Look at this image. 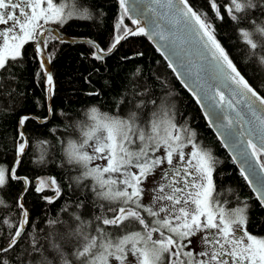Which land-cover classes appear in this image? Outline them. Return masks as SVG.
<instances>
[{"label": "snow or ice", "instance_id": "snow-or-ice-1", "mask_svg": "<svg viewBox=\"0 0 264 264\" xmlns=\"http://www.w3.org/2000/svg\"><path fill=\"white\" fill-rule=\"evenodd\" d=\"M44 2L46 7H42V0H0V26L7 25L0 30L3 42L0 46V72L6 70V61H15L21 56V48L28 41H36L33 56L41 55L43 50L40 42L43 41L45 47L49 43L45 39L46 33H51V39L58 42H75L74 39L69 41L61 36L55 29L44 27L41 21L44 24H61L74 13L78 14L81 20L93 18L87 7L81 10L69 3L65 10L64 5L55 6L53 0ZM153 2L163 11L152 8V16L167 21L168 28L161 27L150 16L146 18V30L141 26L139 19L128 16L126 0H118L121 11L115 24V42L105 50L94 40L84 41L93 49L90 58L103 63L121 41L143 35H147L149 39L158 36L161 41H168L163 47L168 53V58L175 64H183L186 56L198 57L200 72L197 81H193L197 94L208 102L207 107L215 120L227 121V125L223 126L226 129L223 134L242 165H247V168H242V172L247 171L255 177L256 166L264 172V96L259 95L238 71L230 53L218 41L214 25L193 11L187 0ZM228 4L226 9L222 5L218 8L213 0L211 8L215 10L218 18L223 19L221 12H226L230 20H238L239 25L249 20L248 15H242L245 10L264 7V0L261 4H253L252 0H228ZM125 18L130 19L135 28L125 24ZM255 22V19L251 20V23ZM241 34L251 44L248 33L241 31ZM252 47L255 48L256 45L252 44ZM81 55L83 58L84 54ZM142 55L143 53L137 52L121 59L126 62ZM48 63L50 61L42 58L40 70L36 73V76L41 78L37 83L43 84L45 99L48 101L47 115L43 118L30 115L21 117L18 122V139L14 142L16 166L10 169V179L23 183L24 188L13 198L11 204H5L7 197L0 196V206L5 210L10 211L12 205H15L17 215L9 218L17 220L21 228L17 230V225L13 224L6 237L0 235V264H30L31 258L34 257V248L40 247L36 237L32 238L31 243H22L27 239L23 225L30 223L32 219L30 210L24 203V196L31 187V181L28 177L18 176L16 173L29 144V139L23 131L26 121L35 119L38 124L44 125L50 116L56 114L51 104L55 96V81L47 67ZM177 70L186 75L187 84L190 79L187 73L192 69L189 67L187 70ZM139 71L137 68L136 73ZM136 73L132 75L135 76ZM36 103L38 107L44 108L39 99ZM152 106L155 109L152 117L149 118L145 112L144 120H141L145 132H148L147 121L156 119L161 113L164 117L170 115L164 101L153 100ZM141 111V105H135L128 115L136 118L137 113ZM234 124L241 127L235 129L232 127ZM172 127L175 129L177 126L173 124ZM180 133L187 135L182 139ZM194 135L187 129H179L170 136L166 132L164 154L157 156L156 153L161 148L159 132L148 133L147 149L136 156V162L132 161V154L125 148L127 141H118L111 133L107 137V143L95 149L101 160H107V166L102 168L103 173H119L123 177L109 178L107 181L101 179V176L97 177L101 187L93 189L98 197L103 193V197L118 199L123 204L118 208L109 209L111 218H103V225L123 228L128 233L118 242H108L106 245L109 257L112 258L111 264H185L184 257L188 258L187 264H264V239H257L246 229L245 210L249 207L247 202L227 212L223 208L217 211L218 205L214 206L213 201L217 199L214 194V171L219 161L210 149L206 150L195 142ZM133 140H136L135 136ZM143 140L144 136L141 135L140 142ZM184 140H187L192 149L190 153L184 151ZM135 147H139V144L136 143ZM174 157L178 159L174 160ZM253 159L256 161L255 165L251 163ZM132 168L138 171H132ZM100 170L95 168L93 172ZM35 183L34 191L37 194H42L45 189L54 191V197L42 196L49 204L63 195L54 178H37ZM255 183L258 201L261 207H264V177H257ZM116 184L122 187L113 190L110 186ZM106 185L109 186L107 192L103 191ZM5 187L6 169L0 166V190ZM149 196V202L145 203ZM2 223L3 217H0V224ZM102 232L103 230L101 234ZM197 236H200L202 250L199 253L184 251L192 245V238ZM129 256L135 258L134 262L129 260ZM100 264H104L103 259Z\"/></svg>", "mask_w": 264, "mask_h": 264}, {"label": "trees", "instance_id": "trees-1", "mask_svg": "<svg viewBox=\"0 0 264 264\" xmlns=\"http://www.w3.org/2000/svg\"><path fill=\"white\" fill-rule=\"evenodd\" d=\"M187 2L201 18L214 25L218 41L230 53V58L238 70L264 96V69L256 59L246 57L247 45L239 31L241 27H250L252 19L256 22L264 21L262 14L264 7L246 9L242 15H248L249 20L238 25L237 22L230 20L226 12H221L223 19L218 18L215 10L211 8L213 0ZM215 2L218 8L221 5L225 9L229 6L228 0ZM252 2L261 4L262 0ZM61 3L65 10L69 3L81 10L87 7L93 18L81 20L78 14L74 13L72 17L59 24L62 32L70 38L69 41L74 39L75 42H58L51 39V33L45 37L49 43L47 47L44 46V50L50 60L55 81V96L51 104L56 114L50 116L44 125L38 124L35 119L26 121L23 129L29 144L16 174L28 177L31 181V187L24 196V203L30 210L32 219L30 223H25L23 232L27 234V239L22 243L27 244L30 240L32 242L33 237L36 239L42 237L48 231L49 220L56 218L60 225L68 226L74 223L76 216L88 221L89 229L93 233L102 236L106 234L108 242L116 239L117 235L114 234L123 228L103 225V218H110L112 213L109 209L117 207V204H111L103 196L98 197L93 191L94 188H98L91 179H75L79 176V169L63 161L59 147L68 134L69 121L78 117L85 107L96 104L103 111L126 116L134 110L135 105H141L142 111L139 114L141 120H144L145 112L151 118L155 111L152 106L153 100L164 101L170 110V115L166 118L189 130V133H194L197 143L206 150L210 149L219 161L214 171L216 201L229 208L247 202L249 207L245 210L246 228L250 233L264 238V208L258 204L248 185L239 175L230 156L208 126L194 98L176 79L151 43L144 36L129 38L121 41L103 63L90 58L93 49L84 41L94 40L105 50L115 42V24L121 11L118 0H62ZM124 23L133 27L128 18H125ZM33 50L32 44L26 42L21 48V56L15 61H6V70L0 72V165L8 168L16 156L14 142L18 139L20 118L25 115L43 118L47 115L48 102L45 99L43 84L38 85L37 81L41 78L36 76L40 70V62L37 56H33ZM257 51L264 54V45ZM137 52L143 55L126 62L121 59ZM81 54H84L83 58ZM137 68L140 69L138 73ZM133 73L136 75L133 76ZM94 92L100 94H89ZM37 99L44 108L38 107ZM152 120L155 119H150L147 123ZM34 138L48 142L50 152L46 163H34L32 149ZM49 177L57 180L63 192V195L59 199H54L51 204L45 202L42 196L54 197L53 190L45 189L42 194L34 191L37 178ZM23 188V183L10 179L8 175L6 187L0 190V196L7 197L5 204H11L13 198L18 196ZM225 201L230 203L226 204ZM16 215L15 205H12L10 211L0 206V217H3L0 235L6 237L12 225H18L17 220L9 218ZM97 217L102 218L97 220Z\"/></svg>", "mask_w": 264, "mask_h": 264}, {"label": "clouds", "instance_id": "clouds-1", "mask_svg": "<svg viewBox=\"0 0 264 264\" xmlns=\"http://www.w3.org/2000/svg\"><path fill=\"white\" fill-rule=\"evenodd\" d=\"M235 22H239L238 20ZM239 31L248 33L249 44L247 45L246 57L254 58L260 67L264 69V54L257 51L264 45V21L251 23L250 27H241ZM252 44L256 47L253 48ZM158 119L163 120V114H158ZM141 117L137 113L136 118L129 115H113L101 110L92 104L85 107L78 117L69 121L68 134L63 139L59 151L63 161L79 169V176L75 179L83 180L92 178L97 181L100 171L93 172L92 160L97 153L95 149L107 143V137L111 133L118 141H127L125 148L132 154V161L136 162V156L147 149L148 132L140 123ZM166 131L161 127L159 135H165ZM144 136L140 147H135L137 139ZM136 140H133V137ZM34 153V163L43 164L47 162L50 148L46 140L34 138L32 141ZM91 150V151H90ZM103 196V193L100 194ZM48 231L40 238L43 243L40 247L34 248V257L30 264H100L103 259L104 264H111L109 251L107 248V235H100L90 231L88 221L79 216L75 217L74 223L63 226L58 223V219L53 218L47 221ZM31 243V240L29 241Z\"/></svg>", "mask_w": 264, "mask_h": 264}, {"label": "water", "instance_id": "water-1", "mask_svg": "<svg viewBox=\"0 0 264 264\" xmlns=\"http://www.w3.org/2000/svg\"><path fill=\"white\" fill-rule=\"evenodd\" d=\"M190 6V5H189ZM126 7L128 8V16L132 17L133 19H139L141 26L145 27L146 30H148V23H147V17H152L153 20H156L157 23L161 25V27L168 28L169 25L167 21H163L160 19V17L152 16L151 9L156 8L158 11H163V9H160L159 5H156L153 0H126ZM135 28V25L133 26ZM52 29H55L61 36L68 38L66 35H62L57 28L52 26ZM155 48V50L162 56L164 61L167 63L168 67L172 70L174 73L176 79L182 84V86L185 88V90L194 98L196 101L198 107L201 110V113L206 120L207 124L211 128V130L214 132L216 137L218 138L219 142L221 143L222 147L226 150V152L229 154V156L232 157L234 160V164L236 165L239 172L242 174V176H247L248 179L245 181L249 185L252 192L255 194L257 200L258 196L255 191L256 188V178L257 177H264V172H261L259 167L256 166V176H251L247 171L242 172V168H247V165H242L241 160L237 158L236 152L233 150L232 147L228 146V143L226 142L225 135L223 134L225 132L224 125H227V121L224 120H215L214 116L210 114L209 108L207 107V101L203 100V98L197 94L195 89V84L193 81H197L198 73L200 72V61L199 58L196 56H186L184 57V63L183 64H175L172 60L168 58V53L165 50V47L163 45L168 44V41H161L158 36L153 37L152 39H149L147 35H143ZM70 40V38H68ZM36 44V42H35ZM190 61V63H189ZM171 65V66H170ZM48 69L50 70V67L47 65ZM191 68V72L187 73V76L190 77L188 80V83L186 84V75L182 74L181 71L177 70L178 68H183L187 70L188 68ZM51 71V70H50ZM239 71V70H238ZM250 84V83H249ZM250 86L259 94L258 92L251 84ZM262 96V95H261ZM48 102V101H47ZM219 111V109H217ZM232 127L235 129H239L241 126L239 124H234ZM16 160V159H15ZM254 165L256 164L255 159L251 161ZM16 166L15 161L12 167ZM259 202V201H258ZM18 230H21L18 229Z\"/></svg>", "mask_w": 264, "mask_h": 264}, {"label": "rangeland", "instance_id": "rangeland-1", "mask_svg": "<svg viewBox=\"0 0 264 264\" xmlns=\"http://www.w3.org/2000/svg\"><path fill=\"white\" fill-rule=\"evenodd\" d=\"M55 6L57 7H60L61 5H63L61 2L57 3V2H53ZM46 2H44V0H42V7H46ZM52 22H48L46 25H49L51 24ZM41 24H44L43 21H41ZM33 41V40H32ZM2 38L0 39V46H2ZM175 124L176 126H179L178 124H176L175 121H171V119L169 118H166L164 117L163 120H152L149 124H148V131L149 133H155V132H160L161 130V127H163V129L170 134V132L174 133V132H177L179 131V128L180 129H184L183 127L179 126L176 127L175 129L172 127V125ZM144 126V125H143ZM153 127V128H152ZM181 136H182V139L183 137L186 135L185 133H180ZM161 136V135H160ZM153 143H155V141H152ZM186 142V140H184V143ZM139 143V147L141 145V142L139 139H137V144ZM149 141L147 139V145H148ZM199 145V144H198ZM200 146V145H199ZM201 147V146H200ZM91 151V150H90ZM184 151L186 153H190L191 150H190V147H186L184 148ZM164 154V148H163V143H161V148L160 150L156 153L157 156H161ZM175 159H178V157H174V160ZM107 166V160L104 159V160H101L100 159V154H96L95 156H93V160H92V168L95 169V168H100L101 169V173H100V176H101V179L103 180H108L109 178H112V179H122L123 177L120 176L119 173H103L102 171V168ZM132 171H137V169L135 168H132L131 169ZM159 176V170H157L156 172V177L158 178ZM97 182L94 180V183ZM148 184L150 185L151 184V180L148 181ZM150 200V196L147 197L145 199V203H148ZM213 204L214 206L216 205H219L221 203L219 202H216V201H213ZM202 235V234H201ZM257 239H260L257 237ZM263 239V238H262ZM191 247V251H194L195 253H199L201 250H202V245H201V242H200V236H197V237H193L192 238V245L190 246ZM112 258H110L111 260ZM134 257H131L129 256V260L130 261H133L134 262Z\"/></svg>", "mask_w": 264, "mask_h": 264}, {"label": "flooded vegetation", "instance_id": "flooded-vegetation-1", "mask_svg": "<svg viewBox=\"0 0 264 264\" xmlns=\"http://www.w3.org/2000/svg\"><path fill=\"white\" fill-rule=\"evenodd\" d=\"M4 27H7V25L5 26H0V30H2ZM1 39V38H0ZM196 140V139H195ZM189 147V146H188ZM205 148V147H204ZM109 200H116L115 198H108ZM223 208L222 206L219 207V209ZM132 230H139V229H132ZM122 232H127L125 229H121L119 233L117 234H120ZM117 234H114V235H117ZM184 251H191L190 247L189 248H186ZM185 260V264H187L188 262V258L187 257H184L183 258Z\"/></svg>", "mask_w": 264, "mask_h": 264}, {"label": "bare ground", "instance_id": "bare-ground-1", "mask_svg": "<svg viewBox=\"0 0 264 264\" xmlns=\"http://www.w3.org/2000/svg\"><path fill=\"white\" fill-rule=\"evenodd\" d=\"M134 1V0H133ZM189 4V3H188ZM190 5V4H189ZM191 7V6H190ZM192 8V7H191Z\"/></svg>", "mask_w": 264, "mask_h": 264}]
</instances>
